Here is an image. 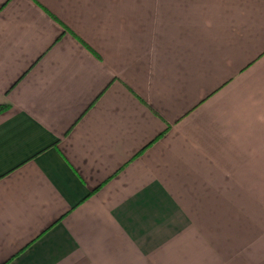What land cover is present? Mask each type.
I'll list each match as a JSON object with an SVG mask.
<instances>
[{
    "label": "crops",
    "instance_id": "obj_1",
    "mask_svg": "<svg viewBox=\"0 0 264 264\" xmlns=\"http://www.w3.org/2000/svg\"><path fill=\"white\" fill-rule=\"evenodd\" d=\"M0 105V264H253L264 0H0Z\"/></svg>",
    "mask_w": 264,
    "mask_h": 264
},
{
    "label": "rangeland",
    "instance_id": "obj_2",
    "mask_svg": "<svg viewBox=\"0 0 264 264\" xmlns=\"http://www.w3.org/2000/svg\"><path fill=\"white\" fill-rule=\"evenodd\" d=\"M247 182L248 180L243 181V187L248 184ZM258 189V195L243 196L242 200L238 197L237 207H242V210L231 213L230 218H237L243 224L253 226V228L248 229L250 231L249 236L243 240L244 247L250 250L244 252V255H251L253 264H264V193H262L264 191V180L258 181ZM258 248L262 251L258 255L259 259L255 256ZM248 261H250V258ZM246 262V259H244V264Z\"/></svg>",
    "mask_w": 264,
    "mask_h": 264
},
{
    "label": "trees",
    "instance_id": "obj_3",
    "mask_svg": "<svg viewBox=\"0 0 264 264\" xmlns=\"http://www.w3.org/2000/svg\"><path fill=\"white\" fill-rule=\"evenodd\" d=\"M8 110V106L0 105V115Z\"/></svg>",
    "mask_w": 264,
    "mask_h": 264
}]
</instances>
